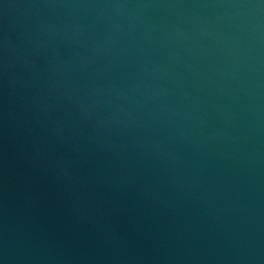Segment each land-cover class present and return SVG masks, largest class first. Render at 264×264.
<instances>
[{"label": "water", "instance_id": "95a60500", "mask_svg": "<svg viewBox=\"0 0 264 264\" xmlns=\"http://www.w3.org/2000/svg\"><path fill=\"white\" fill-rule=\"evenodd\" d=\"M0 264H264V0H0Z\"/></svg>", "mask_w": 264, "mask_h": 264}]
</instances>
